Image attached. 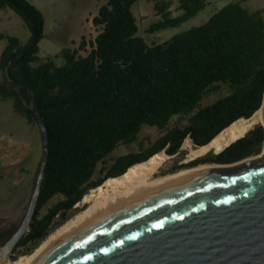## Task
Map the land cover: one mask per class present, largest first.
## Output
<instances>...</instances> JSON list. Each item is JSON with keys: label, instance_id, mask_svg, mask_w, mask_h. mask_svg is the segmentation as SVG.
<instances>
[{"label": "trees", "instance_id": "1", "mask_svg": "<svg viewBox=\"0 0 264 264\" xmlns=\"http://www.w3.org/2000/svg\"><path fill=\"white\" fill-rule=\"evenodd\" d=\"M138 0H105L92 17L98 32L90 49L63 48V62L39 59L38 42L45 36L43 13L28 0H0L9 6L30 30L25 43L12 34L0 35L7 43L0 54V100L12 99L41 135L32 113L28 88L14 86L5 75V64L26 44L24 53L9 67L11 76L32 89L46 124L49 157L38 205L30 228L13 254H28L52 230L77 210L83 195L107 177L124 173L164 149L179 151L186 137L204 145L240 117L252 116L264 99V16L240 1H230L204 23L149 44L140 35L133 5ZM166 11L172 0H153ZM209 0H179L182 12L152 22L148 31L174 26L194 16ZM82 36L79 48L86 47ZM210 94H219L201 104ZM174 117L185 120L170 126ZM143 126L164 133L146 146L139 139ZM42 139V135H41ZM138 142V149L110 157L119 145ZM264 143V127L255 124L221 152L210 153L188 164L230 163L257 154ZM102 175L95 176L98 165ZM13 164L6 179L20 178ZM166 173V172H164ZM4 176L0 175V179ZM54 196L60 198L44 213L41 209ZM19 223L0 226V242L9 238Z\"/></svg>", "mask_w": 264, "mask_h": 264}, {"label": "water", "instance_id": "2", "mask_svg": "<svg viewBox=\"0 0 264 264\" xmlns=\"http://www.w3.org/2000/svg\"><path fill=\"white\" fill-rule=\"evenodd\" d=\"M35 36L36 32L33 40ZM31 42L5 64L4 71L11 84L29 90L43 154L23 218L0 244V264L9 260L30 228L50 150L47 127L32 89L15 80L9 70ZM260 108L264 127V99ZM216 164L232 166L144 186L57 237L29 264H264V158Z\"/></svg>", "mask_w": 264, "mask_h": 264}, {"label": "rangeland", "instance_id": "3", "mask_svg": "<svg viewBox=\"0 0 264 264\" xmlns=\"http://www.w3.org/2000/svg\"><path fill=\"white\" fill-rule=\"evenodd\" d=\"M28 1L43 13L45 20V36L38 42L39 59L36 63L46 58H51L57 64H61L63 62L61 56V50L63 48L79 49L80 54L87 53L90 49L89 41L94 40L98 32L91 19L93 15L97 13L98 7L105 0ZM230 1H240L250 10L261 11L264 16V0H209L203 8L187 20L174 26L150 32L148 31L150 24L161 19L164 12H167L170 16H176L182 12V10L177 7L179 0H172L166 11L157 10L154 7L153 0H138L133 5V12L139 25L138 33L142 35L149 44H152L163 42L177 33L204 23L214 12ZM4 34L16 35L21 39L22 43H25L31 35L22 17L9 6L0 9V35ZM82 36L85 37L87 45L81 49L79 48V43ZM6 43V38L0 39V54ZM218 96L219 94H210L202 100L201 104L210 102ZM183 123H185L184 119L174 117L170 126ZM18 131L22 133L23 146L24 149L28 151L25 158L19 163V166L23 168V170L21 172L19 170H14V172L20 174V178H14L12 181L5 178L12 171V157L0 146V175L4 176L3 179H0V226L21 222L33 190L43 154L42 139L36 126L26 119L22 111L14 110L12 99L0 100V145L15 138L16 132ZM163 133V129H159L155 126H143L139 139L144 141V145L146 146L150 141H153ZM138 146V142H134L130 145H119L113 150L110 157H116L136 150ZM162 150L164 151V149ZM188 153L186 149H183L182 143L179 151L170 155L171 157L160 168L159 174H165L164 172L167 173L170 168L177 164L189 162L190 160L186 161ZM210 153H213V151L207 154ZM263 155L264 143L257 154L248 157L253 158L259 156L263 158ZM100 166L101 163L98 165L95 176L103 174L99 171ZM59 198L60 196L51 198L41 209L40 213H44L46 209ZM74 207L77 208V210L71 212L70 217L81 209V207L76 204ZM20 255L23 254L16 253V258ZM9 260L13 259L10 257Z\"/></svg>", "mask_w": 264, "mask_h": 264}, {"label": "bare ground", "instance_id": "4", "mask_svg": "<svg viewBox=\"0 0 264 264\" xmlns=\"http://www.w3.org/2000/svg\"><path fill=\"white\" fill-rule=\"evenodd\" d=\"M257 123H263L261 108H259L249 118L240 117L236 119L205 145H194L192 139L190 137H186L183 141V149H186L189 152L186 161L206 155L210 151L214 152L222 150L230 142L244 135ZM259 156L251 159L259 160L264 158V155L263 158H260ZM170 157L171 156L165 151L160 150L148 159L132 164L124 173L116 176H110L100 184L91 187L83 195L81 200L76 203L77 206L81 207L79 211L75 212L74 215L66 219L63 223L51 231L30 253L20 255L14 260H7L4 264H29L35 255L42 251L57 237L95 214L108 204L139 192L144 186L153 185L173 177L208 168L232 166L216 163H198L192 166L181 167L165 174H159L160 168Z\"/></svg>", "mask_w": 264, "mask_h": 264}, {"label": "crops", "instance_id": "5", "mask_svg": "<svg viewBox=\"0 0 264 264\" xmlns=\"http://www.w3.org/2000/svg\"><path fill=\"white\" fill-rule=\"evenodd\" d=\"M0 146L12 157L11 164H19L28 153L24 149L22 133L20 131L16 132L15 138L10 139L7 143L1 144Z\"/></svg>", "mask_w": 264, "mask_h": 264}, {"label": "flooded vegetation", "instance_id": "6", "mask_svg": "<svg viewBox=\"0 0 264 264\" xmlns=\"http://www.w3.org/2000/svg\"><path fill=\"white\" fill-rule=\"evenodd\" d=\"M210 152H211V151H210ZM233 162H234V161H233ZM205 163H207V162H205ZM230 163H231V162H230ZM186 164H187V162H186ZM192 165H193V164H188L187 166H192ZM7 239H8V238H7ZM7 239H6V240H7ZM6 240H5V241H6ZM5 241L0 242V244L4 243ZM12 254H13V253H12ZM12 254H11V255H12Z\"/></svg>", "mask_w": 264, "mask_h": 264}]
</instances>
